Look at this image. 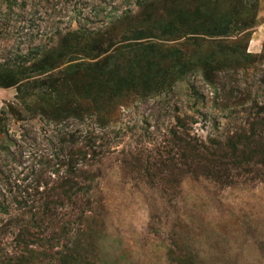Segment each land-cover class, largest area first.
Masks as SVG:
<instances>
[{"label":"rangeland","instance_id":"1","mask_svg":"<svg viewBox=\"0 0 264 264\" xmlns=\"http://www.w3.org/2000/svg\"><path fill=\"white\" fill-rule=\"evenodd\" d=\"M205 5L229 37L168 59L162 90L138 67L119 90L64 73L136 29L168 57L182 42L156 28ZM41 60L44 75L29 70ZM252 131L264 0H0V264H264Z\"/></svg>","mask_w":264,"mask_h":264},{"label":"trees","instance_id":"2","mask_svg":"<svg viewBox=\"0 0 264 264\" xmlns=\"http://www.w3.org/2000/svg\"><path fill=\"white\" fill-rule=\"evenodd\" d=\"M201 8V6H198L196 9L202 10ZM232 24V20H226L223 17H219L209 12L205 5V9L201 14L192 13L191 16H186L185 18L178 17L177 21L170 20L156 28L161 34L159 36L173 38L171 41H177V43L182 42L179 47H174L168 57H165L164 54L167 50L162 49L160 45V41L162 40L160 37L148 36L144 29H136L132 38L127 37L126 39H123V41L117 42L118 44L114 45V47H112L113 49L106 52L99 59L92 62L79 61L68 67L64 73H67L66 75L71 73L75 76L80 72H84L87 78H91L93 82L99 83L100 85L109 84L119 90L127 84L126 79H123L125 73L122 74V72L127 69L136 72V68L138 67L139 71H142L147 75L146 80L150 75L157 77L156 81H154V87L155 90L156 88L160 90L162 86L165 85V81L160 76L164 75L166 70H168L167 67L164 66V63L168 59L172 61L175 60V56H180L185 58L186 61H190L192 55L187 54L185 51H187L191 44L196 45V47L198 45L206 44L207 41L204 40L205 38L226 39L229 37ZM151 38L155 39V41H149ZM159 51L162 53L159 54L158 58L155 54ZM134 52L138 54L131 62L129 61V58L132 55H135ZM140 52L142 53L140 54ZM73 54L74 53L69 57L70 62L76 60ZM61 56L62 55L60 54V58ZM247 56L249 57V55ZM223 60L226 62L228 58L226 57ZM174 62H176V60ZM203 62L210 65L212 63V57L204 58ZM30 69H32L31 71L39 72L40 75L46 73V67L43 65L42 60L33 64L29 70ZM168 71L173 72V69ZM19 80L20 79H16L14 84H18ZM146 86L147 88L149 87V81ZM18 90L22 93L23 85H19ZM99 109L100 108H98V110ZM254 138H256V141L259 144L258 146L264 147L263 134L260 133L256 135L255 132L252 131L247 140L248 142L251 141L252 144V139ZM219 148L223 150L221 146ZM208 154L209 151H207L204 156L207 157ZM24 235V232H20L17 238H24Z\"/></svg>","mask_w":264,"mask_h":264}]
</instances>
